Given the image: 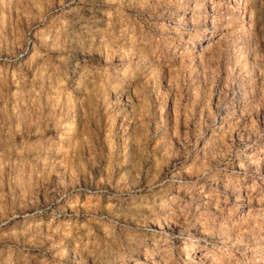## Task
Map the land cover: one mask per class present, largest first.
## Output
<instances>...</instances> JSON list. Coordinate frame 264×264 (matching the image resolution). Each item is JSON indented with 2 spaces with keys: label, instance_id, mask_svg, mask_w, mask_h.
<instances>
[{
  "label": "rangeland",
  "instance_id": "rangeland-1",
  "mask_svg": "<svg viewBox=\"0 0 264 264\" xmlns=\"http://www.w3.org/2000/svg\"><path fill=\"white\" fill-rule=\"evenodd\" d=\"M0 264H264V0H0Z\"/></svg>",
  "mask_w": 264,
  "mask_h": 264
}]
</instances>
